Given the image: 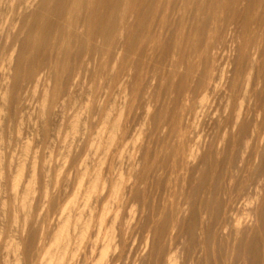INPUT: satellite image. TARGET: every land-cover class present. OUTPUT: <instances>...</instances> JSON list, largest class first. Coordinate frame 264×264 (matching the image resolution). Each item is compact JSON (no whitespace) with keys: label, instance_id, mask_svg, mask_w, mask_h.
Wrapping results in <instances>:
<instances>
[{"label":"bare ground","instance_id":"1","mask_svg":"<svg viewBox=\"0 0 264 264\" xmlns=\"http://www.w3.org/2000/svg\"><path fill=\"white\" fill-rule=\"evenodd\" d=\"M16 1L17 0H14L15 3H16ZM20 1L17 3L19 4ZM26 1L24 0L23 7H25ZM31 1H33V0H31ZM183 1L185 3H189V5L192 3L196 4L194 7H196L195 10H197L198 14L195 15L193 18L191 15V19L189 20V23H188V24H190V26L189 25L187 26V27H189V31L182 32L178 36L175 35L176 36L175 40H174V38L172 39V41L174 40L175 43L173 44L174 48L172 49L173 51L171 53L172 59L170 60L169 65H167L168 67L164 64V62H165L164 60L166 57L169 56V52L171 51L170 50L171 46H170V43L165 41L166 39L162 36L161 31L159 29H157V27H159L160 24H162L164 22V17H160V16H161V13H162L164 6H165V0H38L37 3H32L30 1H27L26 7L24 9H22V7H21V9H22L21 14L20 15L14 14V15L19 16L18 17L19 18V25H21L20 27L17 26V28H19L21 31L23 30L22 32L25 35L23 36V34L19 33L20 31L17 30L18 33L20 34L17 37L19 38V36H20V38H21V35H22L24 37V38L22 37L23 41L20 40V38L18 40L17 37L15 39L12 36L14 38V41L18 40L20 43L22 42L23 46L20 45L22 48L19 46L20 49H22V50L20 52L18 51L19 53L17 54V56L15 58L16 61L14 60V62L17 64H16V66H13V68L16 70L14 71V69H12V68H11L12 70H10L11 72L14 71L15 73L13 75L11 73V75H12L11 76L10 73L8 72L9 70L7 71L6 79H8V76L10 75L11 76L10 80H12V79L13 80L10 81V82H12V84H10V82L8 81L9 79L7 80L10 85H6L5 88L6 87L9 88V90L6 91L7 93L6 92L3 93V95L0 98V114H3L2 112L5 109L7 111L12 109L11 105L13 104V106H15L14 102H16L17 104L19 103L17 98H20V96H21V95H19L20 93L18 94L15 92V95H17V94L19 95V96L17 95V98L15 96V98L18 101L17 102L16 99H14V97H13L14 95L12 96L11 90H14V89L16 90V88H18L21 81L25 78L24 81L22 82V84H20L19 89H21L22 88L21 85H23V83L26 82L25 80H27L25 76L31 75L34 72L37 74L39 72V70H42V68L45 67L49 70V75H46V76H48L46 80H49L50 78L52 79V82H54V85L52 84L54 89L51 87L52 85L50 84V82H48L46 80L45 81L48 82L49 85H51L50 87L53 89V90L51 89L52 94L47 91L48 89H44L45 87L47 88V86L49 88V85H46V83L44 81L46 86L43 88V90H46V91L44 92L43 96L41 95L43 99H41L42 100L41 101L42 103L40 104L41 108L39 107L40 108V110H39L40 115L43 119L42 120L43 124L42 123L41 124L44 127L46 122L49 123L48 122L49 120L48 121L46 120V119H48L47 116L48 115L50 116L52 114L50 112V108L52 107L51 109H53V106L55 105L54 103L59 102V101H57V99L60 100L61 97L58 95H61L64 91L63 89L65 87L62 86V82H63L62 81V77H63L62 74L65 73L64 75L66 76L67 74L69 75L70 73H72L73 67L70 68L71 67L70 63H71L72 57L75 58V60L73 59L72 61L75 63V67H76V64H79V62L82 61L84 58L86 59V57L83 58L84 54H85V56L86 55L88 56V54H91L92 56H94V54H95L94 58L89 55V58L91 57V59L89 61H91V60H94L95 57H97L96 55H99L101 53H104L107 56L112 54V53L114 55L116 53H119L118 57L121 55L120 59H122V61H123L124 58L126 57V56L125 57L122 56L123 54L129 56L128 54L131 53L132 51L134 52V50H135V54H133V55L136 56L135 59L137 58V60L135 61L136 64L134 62V64L137 65V68H136L137 73H135L136 75H133L130 78V80L129 79L128 80L130 82L129 84H132V89H133L132 91H134V93H137V94H139L140 92L143 93V90H144L143 85L139 84V83H142V71H143L142 70V68H143L142 64L144 63V57L146 56V53L147 52L151 53L150 56L152 57V55H153V57L151 59L155 58L154 60H155L157 67L160 68V70H162V72H163V73H160V75H159L160 80L158 82H159L160 86L165 87V88L163 87L164 88L163 91L167 89L166 92L170 91L171 93H174L175 97H173V98L171 97L170 98L171 100H169V102L167 101L168 104L164 103L163 105H161L160 104L161 102H160L159 104L162 106V108L160 109V111L159 110L157 111L158 113L154 112L155 114H152V113H150V110H148L147 114H150L151 116H153V118H151V117L150 118L153 119V121L154 120L156 121V122L155 121L153 122L151 120L152 124L153 123H154V125L156 124L155 126H157V129L160 127L162 122H168L169 121V125H170L169 126L170 127L169 135H170V137H172L174 135L173 136L174 138H172V139L170 138V139H171V142L174 139L173 141H175V144H172V143H174V142H172L171 143L172 145H170L169 141L167 143L166 142L167 140H166L165 141L166 143L164 145L165 147H163V148H166V151H167V149L169 150V148H170V150H169L170 154L168 153V156L164 155V156H162L163 158L160 157L159 159L158 158L154 159L152 157V161L154 159V162H152L150 159V157L153 155L150 156V154H149L151 152L152 147L150 148V152H149L148 150H146L147 149L146 148L147 143H145L144 145L143 144L141 145L144 148V152L141 151L144 154V157L142 156L140 159V160H142L141 162H143V163L141 164V162L138 160L139 162L138 163L134 162L131 166V169L129 170L130 171L129 179H132V180L134 179V181L131 182L130 185L128 184L129 186H126V182L121 175L118 178H116L115 180L113 179L111 190H109V192L107 193L108 197L106 195V197L109 198V201L101 207V209L98 212V216L96 215V218H97L96 224L98 227V230H97L98 237H100L102 227L105 226V223H106L107 215L111 211L112 207H110L111 205H109L110 202L117 200V202L119 203L120 201H118V199L120 198V200H121L122 194L123 195L126 194L132 198H138V200L139 199L142 200L141 203H143V206L146 205L148 208L147 209L148 210V216L146 218H147V220L149 219V221H151V224H152V230H151L153 232L152 248L149 249L150 252L147 254V256L143 257V261L141 260V262H140L141 264H142V262L146 261V259H148V260L152 259V257L155 258L154 261L157 262L163 256H165L164 264L165 263L166 264H187L186 261H188V262L191 261V264H202V261H198V259H197V261L194 260V258H196L195 254L197 253L196 254V256H197L198 253H200V250L204 251L205 249H208V246L211 243H213L217 246V250H215V251L216 252L218 251L217 256L216 255H215L216 257L214 256L215 257L214 258V260H215L214 264H264V232H263V228H264V186L261 187L260 184L258 185V183H257V186L255 187V189H256L255 192H252L253 194H251L250 197L247 196L248 199H245L246 201L242 202V204H244V206L246 205L245 206L246 208H248L247 206H249V208L247 210L245 208L246 213H243L240 217H236V218H232V213L237 208L235 206V203H233L232 200L229 203H226L225 201H223V199H220V197H222V196L218 197L219 190L221 189V184H222V182L226 176L225 174L227 173V178L230 181H232L235 178L236 174L239 173L238 171H239L240 167H241V169H243L242 168V167H244L243 165H246V163H245L241 166V163L246 162L245 159H246V156L248 155V150L250 149V147H252V145L254 146L252 148L253 149L255 148L257 150V152L254 154L255 155V161H254V159H252V158H254V155L251 158L252 149L250 150L251 154L249 153L251 155L250 161L251 160L254 161V164L251 167L253 172L251 171L250 172L251 175L249 174L250 178H252V179L254 178V181H255L258 179L256 177H259V176L264 177V145L262 144L264 142H261L263 140L261 137L262 135L261 136L258 135L259 131L257 132L258 129L256 127V125H257L255 123L256 121L255 122H254V120L252 121L253 118L251 120L248 118L249 122L251 121L252 123L254 122L256 124V125L253 124V127H252L251 123L249 124L248 121L247 122L245 121L244 116L246 114L244 113L245 114L244 116H242V114H241L242 103L240 101L238 108L234 112L233 119H231L232 122L226 123L227 126L229 124H231V127H230V125L228 126V128L226 127L227 130L230 128L229 131H227V132L224 131L225 133H223L224 137L227 136L226 140L228 139L227 140L228 147H230L231 149L234 150V148L236 146L240 145L239 151L237 153H235L234 157H231V159L228 163L227 169L226 168H225L226 170L224 169L225 170L224 174L222 172L223 170L221 171V168L219 170H217V169L214 170L213 175H212V172H210V174L212 175V177L210 175V177H211V181H210V180H208L209 179L208 171H210L208 169L210 168V165L212 167V164H213V161H210V160L212 159V157L214 158V156L216 157L221 153L220 152L221 148H219L217 146L215 147L214 141H213V143H210L209 145L206 143H203L201 141L202 144L201 143L200 144L195 143L192 146L191 145L188 146L189 145V143H187L188 141L186 140V138L183 137L184 141L182 138L178 142L179 137L180 138L182 137V136H179V135H181V129H182V126H181L182 118H183V112L182 111H184L182 109H184L186 106H188L190 111H192L193 106H192V104H191L192 107H190V105H187V104H186V106H185V104H175L179 100V97H181V96L183 97V95H186V98H188L190 100V97H193L194 92L196 93V90L203 89V88L208 89L210 84L212 83V80L214 79V75L212 74V72L214 70L213 49H214V44H216L214 42L215 41L218 42L220 40L221 36L217 35V33L214 36L208 34V15H209L208 14V8H209L208 4H209V6L211 7V9H209V10H212L213 12L219 11L220 13H217V14L218 15L221 14V16H219L220 20L222 22L226 23V25L231 26L230 30H232V34H230L231 35L230 40L232 41L233 47H235L233 49L235 50V52L238 53V54L233 53V54H236L237 57L235 56V59L233 58L232 61H235L237 58V61L241 66V67H239L240 69L247 67V68H249V70L250 69H256V71H258L257 82H258V84H261V87L259 86L260 90L254 91L253 93H252L253 89L249 88V90H248L249 86H253L250 83L252 80V74L253 73L251 74L252 71L250 73L246 72L247 73L246 79H245L246 86H245V89H242L244 91L242 94L243 96L241 95L240 99L242 100V98H243V100H244L246 98L245 96L248 95L247 92L251 91L249 93V95L250 94L251 95L248 96L247 99L249 97H250L249 99H251V100L256 99L257 101H260L261 106L262 105L264 106V51L262 52L259 49L258 45L255 42L256 38L252 37L250 35V31L254 28V27L252 28V26L255 25L256 23H258L259 24V36L264 38V0H255L252 2H251V0H183ZM15 3L14 4L12 3L13 6L15 5ZM22 3L23 2H21V4ZM256 3L261 8V10L259 12L256 10L257 9ZM17 5H15V6L17 7ZM13 9H15V7ZM13 9H12V11H14ZM17 10L19 11V8ZM17 10H16V12H18ZM180 10H182V9H180ZM183 12H184V10L182 11V13ZM158 13H160L159 17L157 16ZM192 14H193V10H192ZM15 17H17V16H15ZM183 19H182V21H183ZM15 20L18 21L17 18ZM216 20H218V17H215V21ZM164 24H165V22H164ZM179 24H180V22H179ZM206 29H207V31H206ZM217 29H219V28L214 27L213 29L211 28V31L215 33V32H217ZM222 29H224V28H222ZM225 29H226V27H225ZM162 32H163V30H162ZM230 33H231V31H230ZM14 34H12V35H14ZM16 35H17V33H16ZM220 35H222V34H220ZM166 38H167V40L171 39V37H166ZM9 39H10V37H9ZM221 41H223V40H221ZM259 41L261 42L262 40H259ZM263 44H264V42H263ZM258 51H261V56L263 57L260 65L257 62V57L256 58L254 57V55ZM16 52H17V50H16ZM122 52H123V54H122ZM253 52H255V53H253ZM148 56H147V58H148ZM100 57H101V55H100ZM232 57H234V56H232ZM12 58H10V60ZM77 58H82V60L79 59V62H78L76 60ZM230 59H231V57H230ZM7 60H9V59L7 58ZM75 61H77L78 63H76ZM14 62H13V65H15ZM103 62H104V60H103ZM81 63L82 64H80V65H83V61ZM8 65L10 66V64H8ZM144 65H145V63H144ZM161 65H162V67L165 66V68H167V69H164V68L161 69L162 68V67H160ZM11 67H12V63H11ZM135 67H133V68H135ZM39 68H41V69H39ZM69 68L72 69V72L70 71V73L68 72ZM78 68L79 67H77V69ZM133 68H132V70H134ZM47 69L45 70L46 72H48ZM235 69H236L235 75L228 76L226 78V83L228 85L226 88H230L231 91H229V92H231V94H234L233 96L236 98V94H238L240 92L242 86L240 88V86L237 83L238 82L237 77L239 75L238 72L240 73L241 71H239L240 69L238 70V68H235ZM229 70H230V68H229ZM243 71H244V69H243ZM246 71H248V69ZM8 73H9V75H8ZM225 73L227 74V71L225 72V70H222L221 79L224 78ZM40 74H41V71L37 75L33 74V76L38 77V75H40ZM73 74H74V72H73ZM73 74H71V75H73ZM158 74L159 73H157V75ZM254 75H256V74H254ZM43 76H44V73H43ZM70 76H69V80L72 81L73 79ZM4 77H5V75H4ZM29 77H28L29 80H27V81H31V80L33 81V80L37 79V77H35V79H34V77L33 78L30 77L31 78V80H30ZM40 77H38V79ZM113 77H114V75H113ZM113 77L111 78L112 80H113ZM41 78H43V77H41ZM64 78H66V77H64ZM73 78H74V76H73ZM115 78H117L116 74H115L114 80H115ZM43 80H44V78L41 81L43 82ZM69 80H68V83L65 84L66 89H67V85L70 82ZM74 80H75V78H74ZM128 80H127V82H128ZM7 81H5V82H7ZM35 81H37V80H35ZM41 81H39V82H41ZM107 81H109V80H107ZM39 82H36V84L37 83L39 84ZM65 82H66V80L64 81V83ZM115 82L116 81H114V83ZM71 83L69 86L74 87L75 83L73 82L72 83L73 85H71ZM114 83L112 82L111 84H114ZM4 84H6V83H4ZM159 84L156 87L159 88L160 87ZM41 85H42V83H41ZM127 86L129 87V85H127ZM61 87L63 89H61ZM237 87L240 89L238 90ZM69 88L73 89L71 87H69ZM61 90H62V92H61ZM242 90H241V92H242ZM1 91H2V89H1ZM155 91H156V89H155ZM2 92H1V94H2ZM59 92L61 94H59ZM70 92H71V90H70ZM161 92H162V90H161ZM166 92H164V93H166ZM170 92H168L167 94H170ZM68 94H70V93L68 92ZM57 96L60 98H58ZM229 96L231 98V95H229ZM233 96H232V98H233ZM237 99H239L238 96H237ZM164 102H166V101H164ZM198 102H199V104H195V105H198V106H196V107H198L197 109L198 110L201 109V111L200 110L199 111L203 113L202 110L205 107L206 98L204 97V98L200 99ZM18 105L15 107L18 108ZM10 106H11V108L9 109ZM246 106L248 108V105H246ZM149 107L151 108L152 106L149 105ZM262 107H260V108H262ZM17 108H16V110H17ZM198 110L195 112L193 111L194 116H196V117L200 115V112H198ZM246 111H248V110H246ZM10 112L7 113V115L8 114L12 115L14 113L13 110L11 112L12 114ZM16 112H19V111H16ZM16 115H17V113H16ZM14 116L15 115H13V117ZM249 116H251V115H249ZM10 117H11V119H13L12 116H9V118ZM222 117L220 116L219 120H217L219 125H220V123H222V121H224L223 119H225V117H223V118ZM120 118H121V115H119V117L116 120L109 122L110 116L107 114L105 116L104 125L101 128V130L98 132V139L102 140V137H103L102 135H103V133H105V130L107 128V134H105L106 140L104 142V145L102 144L103 145L102 151L105 155L109 152L110 146L114 143V141L116 140V137L119 135L118 131H120L122 129L123 123L121 124ZM246 118H247V115H246ZM214 119H217V118H214ZM248 119H246V120H248ZM219 121H221V122H219ZM225 121H227V120H225ZM225 121L223 123H225ZM263 121H264V119H263ZM263 121H261V122H263ZM78 122L81 123L80 120H78V118H77L74 121V123H72V127L70 126L71 127V129H70L71 134L70 135L73 136L76 133H78L77 132ZM223 123H222V125L225 126ZM109 124H110V127L108 128L107 126ZM164 126H165V124H164ZM164 126H163V128L161 127L160 129H158V131L161 129L163 130ZM43 127H42V129H43ZM46 127H48V125ZM259 128H260V126H259ZM154 129H155V127H154ZM47 131H49V130L47 129L44 132L47 133ZM214 131H216V130H214ZM154 132H156V131H154ZM144 133H145V131H144ZM261 133L262 132H260V134ZM44 134H43V136H44ZM48 134H49V132H48ZM46 136L48 137V135H46ZM177 136H179V137H177ZM155 139H157V138H155ZM221 139L225 140V138H221ZM259 139L260 140L262 139V140L260 141ZM214 140H215V137H214ZM254 141L257 142L258 145ZM259 141L261 142L262 145L258 143ZM149 145H150V143L148 144V147H149ZM159 147H161V146H159ZM101 148H102V146H101ZM163 148L161 147V149H163ZM225 148H227V146ZM22 149H23L22 151H23L24 157H27L29 155V152H30V145L28 143H25V145ZM229 149H228L227 154H229ZM139 150H142V147H140ZM157 152H156V154L160 153V152H158V153ZM167 152H165V154ZM142 153H141V155H142ZM162 153H164V152L162 151ZM229 156H231V155H229ZM229 156L227 158H229ZM215 159H214V161H215ZM257 159H259V160H257ZM256 160L258 161L257 163H256ZM101 161H102V159H101ZM101 161H99V163L97 162L98 164L95 166L96 167L95 173L93 174L92 178H90V182H89L88 186L86 187V189H84V193H83L84 194V198H83L84 200H83V204H82L83 209L80 210L79 213L77 214L78 218H77V221L75 222V226L78 227V233H77V236H75L77 239L75 241V245L78 247L81 246V244L86 239L87 233H88L89 228H90L91 223H92V219H89V218L85 219L84 218L85 215L83 216V214L86 212V209L91 207V205H90L91 200L94 197H96L97 195H100L98 193V191L100 190L99 189V183H100V179H101V176H100L101 174L99 171V167H100ZM217 161H215V163ZM247 161H249V159ZM169 162L172 164V165H170V168L172 166V169L173 170L175 169L173 172H175L176 174H177V172H176L177 169L179 171H183V173L181 172V175H179V173L177 175H175V173H174L175 176H180V178H175V179L176 180L179 179L178 181H181V183L178 182L179 185L177 183H175V185H177L176 186V188H177V191H176L177 194L176 195L179 194L177 198L178 199L181 198V199L177 200V202H175V203H171V204L168 203L169 205L167 204L163 207H159V206L155 207L154 205L150 206L148 203V199H150L149 198V192L147 194V191H149V190H147L146 183H147L149 177L153 176L154 179L157 180V182H156L157 186L156 187H158V185L160 184V180H161L159 177L161 176V178H162L161 173L159 176V172L162 171L164 168H166L165 166ZM139 163L142 166V170H141L142 174H140V172L138 173V170H137V169H139L137 166ZM220 164H217V165H220ZM224 164H225V162H224ZM15 165H16L15 171L13 170L14 173L12 172V174H10L11 176L9 175V180L6 181V183L7 182L8 183L4 184L3 181L1 182V180H0V186L1 187L3 186V188L5 187L4 192H5L6 188H7V190H9V192H7V191L6 192L9 193L8 199H10L9 201H11L12 203L10 202L11 203L9 206L10 208H7V209L11 210L12 218L14 221L18 217L19 211L20 212L23 211L27 214L29 213L28 211H29V209H31V204H32L31 201H34L33 198H35V197H33L34 182H35L34 181V173L31 172L33 174L30 175L29 180L24 182L23 181L24 168L26 166L25 160L20 159L18 161V163H16ZM32 168H33V170H34V168L36 170V165L33 164ZM2 175H3V166H2V164H0V177L1 178H2ZM263 177H262V179L259 178L260 182H261V180L264 182ZM170 181L171 180L169 178V182ZM175 182H177V181H175ZM243 183H244V181H243ZM236 184H239V182L238 183L236 182ZM255 184H256V182H255ZM263 184H261V185H263ZM141 185H143V186L141 187ZM175 185L173 186V188L175 187ZM166 186H168V183L166 184ZM159 187H160V185H159ZM236 187L238 188L237 192H239V193L242 192L243 190H246V192H247V189H245V188H248L247 186L237 185ZM1 189L2 188H0V190ZM148 189H150V188H148ZM246 192L245 191L243 192V193H245L244 195L248 194V193L246 194ZM46 193L47 192H45V194ZM158 193H160V192H158ZM239 193L237 194L236 197H234V198H236L235 199L236 201H238L237 199L239 198V196H238V195H240ZM126 195H124V196H126ZM100 196L94 198V199H96V201H94V202H97L98 201L97 198L100 199ZM0 197H2V195ZM247 197L245 196V198H247ZM104 198H105V196H104ZM104 198H103V200H104ZM170 198H172V197H170ZM234 198H232V199L234 200ZM241 199H244V198H242V195H241ZM0 200H2V199L0 198ZM101 200L102 199H100V201ZM156 200H157V198H156ZM9 201H7V202H9ZM149 202H150V200H149ZM1 203H2V205L7 206L6 205L7 203L3 204V202H0V204ZM71 203H73V201ZM159 204H161V203H159ZM2 205L0 207H3ZM75 205H76V203H75ZM1 209H3V208H1ZM1 214H2V212H1ZM235 214H237L236 211H235ZM123 217H124V215H123ZM222 218H224L225 222H228V223L231 222V226H230L229 230H227V232H226V227H224L225 228L224 231H222V230L219 231L218 229H215L214 225H216V223H218L217 221H219V219H222ZM248 218H253V220H250ZM120 219H121L120 216L118 214H115L113 216V219L110 222V224L109 223H108V225L106 224V231L103 235H101V245L99 248L98 256L96 257L95 261L92 264H105V262L109 256V253L115 248H118V247L121 248L120 249L121 251L119 252L120 256L123 253V250L125 251V247L127 244V232H128V229L130 228V223L126 219H122V220H120ZM147 220H146V222H147ZM71 224H73V223L71 222ZM71 224H69V215H67V217L64 218L60 222V228L54 234L52 246L45 253L43 264H67L68 261L73 259V255L70 253L71 251L69 250L71 240H72L71 236H70L71 233L69 232V227ZM32 231H34V230H32ZM32 231L30 230V232H29V233H31V235H33ZM165 236H170V237L173 236L175 238L179 237L181 239V240H179V241H181L179 243H181L182 247H183L181 252L186 254V258L183 259L182 263L179 261V259L181 257L178 254H176V253L170 254V252L168 250H166V247H165L166 245L163 244V240L165 239L164 238ZM29 237H31V236H29ZM35 238H34V241L36 240ZM169 238H168V240H169ZM25 239H26V237H25ZM116 239H118V240H116ZM31 240L32 239L29 238V241L27 240L28 242H26V244L27 243L28 244L25 246L26 247L25 250L23 248L22 254H23V259L25 261L31 260L30 259L31 258V248H32V241ZM20 244H21V240H18V239H12L9 243V249L15 254V257H16L15 258L16 264H18L20 262V259H19L20 257H18V253L20 251ZM35 247H36V244L34 246V249H35ZM37 250H39V247L37 248ZM34 254H35V252H34ZM117 255H118V253H117ZM200 255H201V253H200ZM206 255H207V257H205L204 260H205V264H208L209 263L208 251H207ZM36 256H37V254H36ZM34 258H35V256L32 257L33 260H34ZM203 258H204V255H203ZM112 259H114V256H112ZM29 263L31 264V262H29ZM32 263H33V261H32ZM146 264H148V262ZM212 264H213V262H212Z\"/></svg>","mask_w":264,"mask_h":264},{"label":"rangeland","instance_id":"2","mask_svg":"<svg viewBox=\"0 0 264 264\" xmlns=\"http://www.w3.org/2000/svg\"><path fill=\"white\" fill-rule=\"evenodd\" d=\"M19 1L17 0L15 3L14 0H0V20H1L0 21V39H1L0 40V94L4 90L2 92V94L0 95V98L3 95V93H5L6 91L9 90V88H7V87L5 88V86L12 84V82H10V81H12L13 79L10 80V77L15 73L14 71L16 70L13 68V66H16V64H17L14 62V60H15L17 54L22 50V49H20V47L23 46V43L22 42L20 43L18 41L20 36H19V38L17 37L18 35H20L19 33H22L23 36L25 35L22 32L23 30L21 31L19 28H17V26H19V27L21 26V25H19V18H18L19 16L18 15H20L22 12V9H24L26 7L27 1H30L32 3L38 2V0H33V1H31V0L26 1L25 0L26 4H25V7H23L24 0H21L20 3L18 4L17 2H19ZM252 1H255V0H251V2ZM21 2H23V3L21 4ZM12 3L13 4L15 3V5L18 4L17 7L15 5L13 6ZM193 4L194 3L189 5V3H185L183 0H169V1L165 0V6H164V9L162 11L163 14L161 13V16H160V13L157 14L158 17L159 16L164 17V22H165V24H164V22L162 24H160V26L157 27V29H159L161 31L162 36L166 39L165 41L170 43V46H171V48H170L171 51L169 52V56L165 58V60H164L165 62L163 61L166 66L169 65V62L172 59L171 53L173 51L172 49L174 48L173 44L175 43L174 40H175L176 36H178L182 32L189 31V27H187V26L188 25L190 26V24H188V23H189V20L191 19V15L193 18L195 15L198 14L197 10H195L196 7H194L196 4H194V5ZM256 5H257L256 10L259 12L261 10V8L259 7V5L257 3H256ZM14 7L16 10L19 8V11L17 10L18 12H16V10L13 9ZM21 7H22V9H21ZM208 7H209L208 8V14H209L208 15V34L214 36L217 33V35L221 36L220 40L218 42H216V41L214 42V43H216V44H214V49H213L214 70H213L212 74L214 75V79L212 80V83L210 84L208 89L203 88V89L196 90V93L194 92L195 96L193 95L194 98L190 97V100H189L188 98H186V95H183V97L181 96L182 98L179 97V100L177 101L178 103L176 102L175 104H185V106L187 104V105H190V107L193 106L192 111H190L188 106L185 107L186 109L185 108L182 109V110H184V111H182L183 112V118H182V123H181L182 129H181V135H179L182 137L180 138L179 136H177V137H179L178 142L183 137L186 138V140L188 141L187 142V143H189L188 146H190V145L192 146L195 143L200 144L201 141L203 143H206L209 145L210 143H213V141H214V146L221 148L220 149L221 153L216 157L214 156V158L212 157V159L210 160V161H213L212 167H211V165H210V168L208 167L209 168L208 170H210V171H208V173H209V175H208L209 179L208 180L211 181V177L213 175L214 170H216V169L219 170L221 168V171L223 170L222 172L224 174L225 170L228 167V163H229L231 157H234L235 153H237L239 151L240 145L236 146L234 148V150L231 149L230 147H228V145H227L228 139L226 140L227 136L224 137L223 133L229 131L230 128L228 130H227V128L229 125L231 127V124H229L227 126L226 123L232 122L231 119H233L234 112L238 108L240 101L242 103V109H241L242 116H244L245 114L247 115V118L245 115L244 119L246 122L248 121L249 124L251 123L252 127H253V124H255V123L257 124V125L255 124V125L258 129L257 132L259 131L258 135H260V136L262 135L261 137L263 139V140L261 139L262 141L259 139L261 142H264V138H263L264 137V121H263V119H264V106L262 105L263 106L262 107L260 101H257L256 99L251 100V99H249L250 97L247 99V97L251 95V94L249 95V93L251 91L247 92L248 95L245 96L246 98L244 100L242 97H241L242 100L240 99V96L243 94V91H244L242 89H245V86H246V81H245L246 75H247V73H250L251 71H252L251 74L252 73L253 74H252V80L250 83L253 86H249L248 90H249V88L253 89L252 93L254 91L260 90L261 84H258V82H257L258 71H256V69H250L249 70V68H247V67L241 68L242 69L241 70L239 68L241 66L238 63L237 58L235 61H232L233 58L235 59V56H236V54H233V53H237V52H235V50L233 49L235 47H233L232 41L230 40L231 39L230 34H232V30H230L231 26L226 25V23H224L220 20L219 16H221V14H219V15L217 14V13H220L219 11L213 12L212 10H209V9H211L209 4H208ZM12 9L15 12L12 11ZM180 9H182V10H180ZM183 10H184V12L182 13ZM192 10H193V14H192ZM14 14H18V15H14ZM15 16H17V17H15ZM179 17L180 18L182 17V18L180 19ZM215 17H218L219 21L218 20L215 21ZM16 18L18 21L15 20ZM182 19H183V21H182ZM178 21L180 22V24ZM224 26L226 27V29ZM214 27L219 28V29H217V32H215V33L211 31V28L213 29ZM222 28H224V29H222ZM252 28L253 29L250 31V35L252 37L256 38L255 42L258 45L259 49L263 52L264 51V46H263L264 45L263 44L264 38L259 36V24L256 23L255 25L252 26ZM17 30H19L20 32L18 33ZM162 30H163V32H162ZM206 31H207V29H206ZM230 31H231V33H230ZM16 33H17V35H16ZM12 34H14L15 36ZM220 34H222V35H220ZM12 36L15 39L17 37L18 40L14 41V38ZM23 36L21 35V38H20V40H22V41H23V39H22ZM9 37H10V39H9ZM166 37H171V39L167 40ZM173 38H174V40L172 41ZM221 40H223V41H221ZM259 40H262V41L260 42ZM16 50H17V52H16ZM261 51H258L254 55L255 58L257 57V62L259 65H260L261 60L263 58L261 56ZM131 53H129L128 54L129 56H127V55H124L122 52V54H123L122 56H124V57L126 56L123 61H122V59H120L121 55L118 57L119 53H116L115 55L112 53L113 55L110 54L108 56L105 55L104 53H101L99 55H96L97 57H95V59L91 60V61H89L91 59V57L89 58V55L90 56H92V55L88 54V56L87 55L85 56V54H84V56L83 55L82 56H83V58L86 57V59L85 58L83 60H82V58L76 59L78 62H79V59H81L83 61V65H80V64H82L81 63L82 61H80L79 64H76V67H75V63L72 61L73 59L75 60V58L72 57V60L70 63V66H71L70 68L73 67L74 74L72 72V69H70V68H69L68 72L70 73V71H71L72 73H70L69 75L67 74L66 76L64 75L65 73L62 74V76H63V77L61 76L62 81H63L62 86L65 88L63 89L61 87V89H63L65 92L63 91L62 94L59 92V94H61V95H58V96H60L61 99L60 100L57 99V101H59V102H55L54 103L55 105L53 104L54 105L53 109H51L52 107L50 108V112L52 114L50 115L51 117L49 115L47 116L48 119H46V120L47 121L49 120L48 121L49 123L46 122V124L48 125V127H46L47 125L45 124L44 127L46 129L42 125L43 119L40 115L39 110L41 108L40 104L42 103L41 99H43L42 96H43L44 92L46 91V90H43V88L46 85H49L48 82H50L51 85L52 84L54 85V82H52L51 78L49 80H46L48 77L46 75H49V70L45 67H44L45 69L42 68V70L44 69L43 71L39 70V72L41 71V74L38 75V77H40V76L43 77L44 78L43 82L41 81L43 78L40 77L38 79L37 76H33V74L37 75L39 72L37 74L34 72L31 74L32 76L28 75L25 77L27 80H29L28 79L29 76L32 78L34 77V79H35V77H37V79H35L37 81H35V80L32 81L31 78L29 77L31 81L25 80L26 82H24L23 85H21V87L22 88L24 87V88L19 89L20 84H22V82L25 79L24 78L21 81V83L19 84L18 88H16V90L15 89L11 90L12 96L14 95L13 96L14 99L17 98V95L19 93H20L19 95H21V96H20V98H17L19 101V103H18L19 105L16 102H14V105L15 106L18 105V108L13 106V104H12L11 105L12 109H10L11 108V106H10L9 107L10 110L8 109L9 111H7L5 109L2 112L3 114H0V117L3 119L2 120L0 118V159L2 158L0 160V164H2V166H3V175H2V178L0 177V180H1V182L3 181L4 184H7L8 182L6 183V181L9 180V175L12 174L13 170L15 171V166H16L15 164L18 163V161L20 159L25 160L26 166L24 168L23 181L26 182L27 180H29L30 175L34 173V181L35 182H34L33 197H35V198H33L34 201H31L32 204H31V209H29V211H28L29 213L27 214L23 211H21V212L19 211L18 217L14 221L12 218L11 210L7 209V208H10L9 206L12 203L11 201H9L10 199H8L9 193H7V192H9V190H7V188H6V190H5V192L7 191L6 192L7 194H6L4 192L5 187L3 188V186L2 187L0 186V188H2L0 190V196L2 195V197H0V198L3 200V201L0 200V202H3V204L7 203L6 204L7 206L2 205V203L0 204V206L1 205L3 206V207H0V264H16L15 254L9 249V243L12 239L21 240L20 251L18 253V257H20L19 258L20 262L18 264H30L29 262H31V264H43L45 253L52 246L54 234L59 230L60 222L64 218H66L67 215H69V224H71V222L73 223L69 227V232L71 233L70 236L72 239L69 250L71 251L70 253L73 255V259L68 261L67 264H92L95 261L96 257L98 256L99 248L101 245V235H103L105 233L106 224L107 225H108V223L110 224V222L112 221L113 216L115 214H118L120 216V218H121L120 220L126 219L130 223V228L128 229V232H127V244L125 247V251L123 250V253L121 254V256L119 255V252L121 251L120 247L113 249L109 253V256H108L105 264H141L140 262H141V260L143 261V257L147 256V254L150 252L149 249L152 248V244H153V239H152L153 238V232L151 231L152 230V224H151V221H149V219L147 220V218H146L148 216V210H147L148 208L146 205H145L146 207L143 206V203H141L142 200H140V199L138 200V198H132L126 194H124V195H126V196H124L122 194V196H121L122 199L121 200H120V198L118 199V201H120L119 203L117 202V200L110 202L109 205H111L110 207H112V208H111V211L109 212V214L107 215L105 226L102 227L100 237H98V233H97L98 227L96 224L97 223L96 215L98 216V212L101 209V207L109 201V198H107L108 197L107 193L109 192V190H111L113 179L115 180L116 178H118L121 175L126 182V186H129L130 183L134 181V179L133 180L129 179V173H130L129 170L131 169V166L134 162H137V163L139 161L141 162L142 161V160H140L141 157L142 156L144 157V154L142 153V152H144V148L141 145L142 144L144 145L145 143H147L146 144L147 149L146 148L145 149L148 150L149 152H150V148L152 147L151 152L149 153L150 156L153 155L150 157V159L152 161V157L154 159H157V158L159 159L160 157L163 158L162 156H164V155L168 156V153L170 154V151H169L170 148H169V150L167 149L168 152L166 151V148H163V147H165L164 145L166 142L168 143V141H169L170 145L175 144V141H173L174 139L172 140V142H174V143L171 142V139L174 138L173 137L174 135L173 136L171 135L172 137H170V135H169V132H170L169 121L168 122H162L158 129H160L161 127L163 128V126L165 124L164 129L163 130L161 129L158 131L157 126H155L156 124L155 125H154V123L152 124L153 119H151V118H153V116H151L150 114H147L148 110H150V113H152V114H155L158 110L160 111V109L162 108L161 105H163L164 103L168 104L169 100H171L170 98L175 97V94L171 93L170 91H168V92H170V94H167L168 93V92H166L167 89L163 91V89L165 87L160 86V84L158 82L160 80L159 75H160V73H163V72H162V70H160V68L157 67L155 60H154L155 58L151 59L153 57V55L151 57L150 56L151 53H149V52L146 53V56L144 55L145 56L144 57L145 65L142 62L143 63L142 64V67H143L142 68V70H143L142 71V83H139V84L143 85V89H144L143 93H141V92H140L141 94L140 93L139 94L134 93V91H132L133 90L132 84H129L130 83L129 80L133 75H136L135 73H137L136 72L137 71V69H136L137 65H135L136 64L135 61L137 60V58L135 59L136 56L133 55V54H135V50H134V52L132 51ZM253 53H255V52H253ZM100 55H101V57H100ZM94 56H95V54H94ZM94 56H92V57L94 58ZM147 56H148V58H147ZM232 56H234V57H232ZM230 57H231V59H230ZM7 58L9 60H7ZM10 58H12L11 59L12 61L10 60ZM103 60H104V62H103ZM77 61H75V62L78 63ZM10 62L12 63V67H11ZM13 62L15 65H13ZM134 62H135V64H134ZM8 64H10V66ZM77 67H79V68L77 69ZM133 67H135V68H133ZM160 67H162V65ZM11 68L14 69V71L11 72L10 71V70H12ZM132 68L134 70H132ZM163 68L167 69V68H165V66L162 67L161 69H163ZM229 68H230V70H229ZM235 68H238V70L240 69L239 71H241V72L244 69V71L242 73L238 72L239 75L237 74L238 75V77H237L238 82L237 83L240 86V88L242 86V88H241L242 92H241V90H240V92L238 91L239 93L236 94V98L233 96L234 94H231V92H229V91H231V89L226 88L228 86L226 83V78L228 76L235 75V73H236ZM39 69H41V68H39ZM46 69L48 72L45 71ZM245 69L246 70L248 69V71H246ZM222 70H225V72L227 71V74L225 73V75H224V78H223L224 80L221 79ZM7 71L10 73V75L12 73L11 76L8 73V75H9L8 79L9 80L6 79ZM42 72L44 73L45 77L43 76ZM157 73H159V74L157 75ZM71 74H73V75H71ZM115 74H116L117 78H115V80H114ZM254 74H256V75H254ZM4 75H5V77H4ZM113 75H114V77H113ZM69 76L73 80L75 78V80L70 81ZM73 76H74V78H73ZM64 77H66V78H64ZM112 77H113V80L111 79ZM63 78L66 80L65 83H64L65 80ZM7 80L10 82V84L8 83ZM45 80L48 82H46ZM68 80L70 82L67 85V89H66L65 84L68 83ZM107 80H109L110 82ZM127 80H128V82H127ZM5 81H7V82H5ZM39 81H41V82H39ZM44 81H45L46 85H45ZM114 81H116V82L114 83ZM36 82H39V84L38 83L36 84ZM71 82L72 83L74 82L75 84L76 83L77 84L76 85L74 84V87L69 86ZM112 82L114 84H111ZM4 83H6V84H4ZM41 83H42V85H41ZM72 83H71V85H73ZM158 84L160 86L159 88L156 87V86H158ZM51 85H49V88L47 86V88L45 87L44 89H48L47 91L51 93L52 90L54 89L53 85L52 86ZM127 85H129V87ZM69 87H71L73 89H70ZM240 88H238V90ZM1 89H2V91H1ZM49 89L50 90L52 89V90L50 91ZM69 89L71 90V92ZM155 89H156V91H155ZM161 90H162V92H161ZM15 92L18 94L15 95ZM61 92H62V90H61ZM68 92L71 95L68 94ZM164 92H166V93H164ZM228 94L231 95V98ZM15 96H16V98H15ZM232 96H233V98H232ZM237 96L240 100L237 99ZM60 97H58V98H60ZM204 97L206 98V103H205L204 109L202 110L203 111V113H202V112H200L201 109H199L200 111L197 109L198 107H196V106H198V105H195V104H199L198 101ZM17 99H16V101H17ZM164 101H166V102L168 101V102L166 103ZM191 104H192V106H191ZM149 105H151L152 107L150 108ZM246 105H248V108ZM260 107H262V108H260ZM16 108H17V110H16ZM12 110L14 112L13 114L11 113ZM197 110H198V112H200V115L196 117V116H194V112ZM246 110H248V111H246ZM16 111H19V112H16ZM9 112L12 115H10V114H8V115L12 116L13 119H11V117L9 118V116L7 115V113H9ZM16 113H17V115H16ZM107 114L110 116L109 122L116 120L119 117V115H121V118H120L121 124L122 123L123 124H122V129L120 131H118L119 135L117 134L118 136L116 137V140L110 146L109 152L105 155L102 150H103L104 142L106 140L105 134H107V128L105 130V133H103V135H102L104 137V138L102 137L103 141L98 139V132L103 127L104 121H105V116ZM13 115H15L14 116L15 118L13 117ZM249 115H251V116H249ZM220 116L225 117V119H223L224 121L227 120V121H225V123H223L224 121H222V123L225 126H223L222 123H220V125H219L217 120H219ZM77 118H78V120H80L81 123L78 122V125H77L78 126L77 127L78 133H76L75 135L72 136V135H70L71 134L70 129L72 127V123H74V121ZM214 118H217V119H214ZM248 118L250 120L253 118L252 121L254 120V122L255 121L256 122L255 123L254 122L252 123L251 121L249 122ZM246 119H248V120H246ZM261 121H263V122H261ZM219 122H221V121H219ZM259 126H260V128H259ZM42 127H43V129H42ZM107 127L109 128L110 124ZM154 127H155V129H154ZM47 129L49 131H47V133L44 132ZM143 130L145 131V133ZM214 130H216V131H214ZM154 131H156V132H154ZM48 132H49V134H48ZM260 132H262V133L260 134ZM44 133L46 135H48V137ZM43 134H44V136H43ZM214 137H215V140H214ZM155 138H157V139H155ZM184 138H183V141H184ZM221 138H225V140H223ZM260 141L258 142L259 144H261ZM25 143H28L30 145V152H29V155L27 157H24L23 151H22L23 150L22 148L24 147ZM149 143H150V145L148 147ZM255 143L257 144V142H255ZM262 144L264 145V143H262ZM101 146H102V148H101ZM159 146H161L165 151L163 149H161V147H159ZM226 146H227V148H225ZM140 147H142V150H139ZM252 147H254V146L252 145ZM252 147H250V149L248 150V155H247L248 157L246 156V159H245L246 162L241 163V166L246 163V165H243L244 166V167H242L243 169H241V167H240V169L238 171L239 173L236 174L235 178L232 181H230L227 178V173H226L225 174L226 176L224 175L225 179L223 180V182L221 184V189L219 190L218 197H220V196L223 197V198L220 197V199H223V201H225L226 203H229L232 200L233 203H235V206L237 207L235 210L237 214H235V211H234L232 213V218L240 217L243 213H246V211H245L246 205L244 206V204H242V202L243 201L245 202L246 201L245 199H248V197H250L251 194H253L252 192H255V190H256L255 187L257 186V183H258V185L260 184L261 187L264 186V184H263L264 182L262 180H261L262 183L260 182V179H262L263 176L262 177L261 176L256 177L258 179L255 181H254V178L253 179L250 178V175H251L250 172L252 171L251 167L255 161V155L254 154L257 152V150L255 148L253 149ZM228 149H229V154H227ZM251 149H252V151H251L252 154L250 153ZM157 151L160 153L156 154ZM162 151L164 153H162ZM165 152H167V153L165 154ZM141 153H142V155H141ZM229 155H231V156H229ZM253 155H254V158H252ZM228 156H229V158H227ZM250 156L252 159H254V161L253 160L250 161V159H251ZM101 159H102V161H101ZM154 159L152 162H154ZM214 159H215V161H217V160L218 161L215 163ZM248 159H249V161H247ZM257 160H259V159H257ZM257 160H256V163L258 162ZM99 161H101V164L99 167L101 179H100V183H99V189H100L99 191L100 192L98 191V193L101 196L100 195H97V196L95 195V196L96 197L100 196V199H102V200L100 201V199L97 198L98 201L94 202V201H96V199H94L96 197H94L91 200V204H90L91 207L86 209V212L83 214V216L85 215L84 216L85 219H88V218L92 219V223H91V226H90L89 231L87 233L86 239L81 244V246L78 247L75 245V241L77 240L75 236H77V233H78V227L75 226V222L77 221V218H78L77 214L79 213L80 210L83 209L82 204H83V200H84L83 199L84 198V194H83L84 189H86V187L88 186V184L90 182V178H92L93 174L95 173V169H96L95 166L99 163ZM224 162H225V164L226 163L227 164L225 165ZM142 163L143 162H141V164ZM33 164L36 165V170H35V168L33 170V168H32ZM139 164L137 165L139 168L137 170H138V173L140 172V174H142L141 173L142 172L141 171L142 166H141V164L140 165ZM168 164L165 166L167 169L164 168L162 171L159 172V176L161 173L162 178H163L162 179L161 176L159 177L161 179L160 184H159L160 187H159V185H158V187H156L157 186L156 185L157 180H155L153 176H150L147 183H146L147 190H149V191H147V194L149 192V198L150 199H148V203L150 206L154 205L155 207H158V206L163 207V206L167 205L168 203L169 204L175 203V202H177V200L181 199V198H179V199L177 198L179 194L176 195L177 194V192H176L177 191V188H176L177 185H175V183H177V184H178V182L181 183V181H178L179 179L178 180L175 179V178H180V176H175V175H177L178 173H179V175H181V172L183 173V171H179L177 169L176 170L177 174H176L175 172H173L175 169L173 170L172 166L170 168V165H172V164L171 163L169 165ZM217 164H220V165H217ZM31 172H33V173H31ZM210 172H212V175L210 174ZM174 173H175V175H174ZM210 175H211V177H210ZM169 178L171 180L170 181L171 183L169 182ZM175 181H177V182H175ZM243 181H244V183H243ZM236 182L237 183L239 182V184H236ZM255 182H256V184H255ZM167 183H168V186H166ZM173 184L175 185L174 188H173V186H174ZM261 184H263V185H261ZM237 185L247 186L248 188H245V189H247V192H246V190H243L240 193L237 192V190H238V188L236 187ZM142 186L143 185H141V187ZM148 188H150V189H148ZM244 191L246 192V194L247 193L248 194L244 195L245 194V193H243ZM45 192H47L48 194L47 193L45 194ZM158 192H160V193H158ZM238 193L240 194V195H238L239 198L237 199L239 202L235 200L236 198H234L237 196ZM106 195H107V197H106ZM241 195H242V198H244V199H241ZM104 196H105V198H104ZM245 196L246 197L248 196V197L245 198ZM170 197H172V198H170ZM231 197L234 198V200ZM103 198H104V200H103ZM156 198H157V200H156ZM149 200L151 203L149 202ZM7 201H9V202H7ZM72 201H73V203H71ZM75 203H76V205H75ZM159 203H161V204H159ZM247 207L249 208V206H247ZM1 208H3V209H1ZM248 208H246V210ZM1 212H2V214H1ZM123 215H124V217H123ZM248 219L253 220V218H248ZM146 220H147V222H146ZM217 222L218 223H216V225H214V226H215V229H218L219 231H221V230L224 231L225 230L224 227H226V232H227V230H229V228L231 226V222H229V223L225 222L224 218L219 219V221H217ZM30 230L31 231L34 230V231H32L33 235H31V233H29ZM263 232H264V228H263ZM29 236H31V237H29ZM25 237H26V239H25ZM169 237L170 236H165L164 237L165 239L163 238L164 239L163 244L166 245L165 246L166 250H168L170 252V254H175V253L178 254L181 257L179 259V261L182 263L183 259L186 258V254L181 252L182 248H183L182 244L179 243V242H181V241H179L181 239L179 237L178 238H175L173 236H171L170 238ZM29 238L32 239L31 240L32 241L31 258H30L31 260L25 261L23 259L22 252H23V248L25 250V248H26L25 246L28 244V243L26 244V242L29 241ZM34 238L36 239L35 241H34ZM168 238H169V240H168ZM116 240H118V239H116ZM35 244H36V247L34 249ZM211 244L208 246V249H205L204 251H201L199 249L201 255H200V253H198V255L196 256V254H197L196 253L195 254L196 258H194V260L197 261V259H198V261H202V264H205L204 259H205V257H207L206 253L208 251L209 263L212 264V262H213V264H214V261H215L214 258L217 256L218 251L217 252L215 251V250H217V246L213 243H211ZM38 247H39V250H37ZM34 252H35V254H34ZM117 253H118V255H117ZM36 254H37V256H36ZM203 255H204V258H203ZM34 256H35V258L33 260L32 257H34ZM112 256H114V259H112ZM152 259H149L150 261L148 259H146V261L142 262V264L143 263L146 264L147 262H148V264H164V262H165V256L161 257L157 262L154 261L155 258L152 257ZM32 261H33V263H32ZM186 263L191 264V261L190 262L186 261Z\"/></svg>","mask_w":264,"mask_h":264}]
</instances>
